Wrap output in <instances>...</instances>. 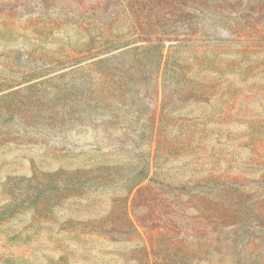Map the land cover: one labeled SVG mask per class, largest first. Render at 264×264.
<instances>
[{"label":"rangeland","instance_id":"374dc122","mask_svg":"<svg viewBox=\"0 0 264 264\" xmlns=\"http://www.w3.org/2000/svg\"><path fill=\"white\" fill-rule=\"evenodd\" d=\"M0 264H264V0H0Z\"/></svg>","mask_w":264,"mask_h":264}]
</instances>
